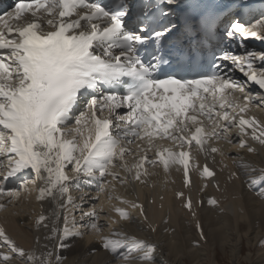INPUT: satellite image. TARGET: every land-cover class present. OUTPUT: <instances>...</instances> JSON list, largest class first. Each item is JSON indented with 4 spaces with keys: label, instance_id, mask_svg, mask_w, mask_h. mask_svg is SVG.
<instances>
[{
    "label": "snow or ice",
    "instance_id": "obj_1",
    "mask_svg": "<svg viewBox=\"0 0 264 264\" xmlns=\"http://www.w3.org/2000/svg\"><path fill=\"white\" fill-rule=\"evenodd\" d=\"M139 4L137 16L134 0H16L12 10L0 13V198L11 203L22 194L30 195L39 181L38 199L66 197L60 205L65 208L75 206L68 193L81 183H94L103 193L106 181L125 185L130 176L145 183L149 168L167 172L176 165L182 166L190 184L193 149L222 154L210 142L231 143L228 134L234 128L240 130V148L256 151L245 136L264 146V124L244 115L254 99L245 92L247 84L264 90V53L222 50L217 56L214 52L208 71L193 72L197 53L189 48L186 60L181 52L169 68H162L166 61L159 51L178 30L171 17L181 0H139ZM250 7L249 0H233L228 9L235 8L242 16ZM163 17H168L167 23ZM217 19L212 16L200 23V17H191L189 23L198 34L211 36ZM220 35L264 41V10L248 21L233 16ZM229 64L246 81L234 79L225 70ZM256 96L264 107V93ZM122 108L126 113H118ZM131 145H136L135 151ZM128 157L133 158L131 164ZM201 175L212 178L215 173L205 164ZM10 183L16 186L9 187ZM249 187L264 199V169ZM177 196L192 212L191 198L183 192ZM109 198L144 214L142 205ZM209 203L217 206L215 199ZM4 207L0 204V209ZM115 211L121 220L132 219L123 208ZM82 215L90 218L84 227L102 232L95 211ZM45 219L41 216L38 223ZM64 221L56 245L60 250L69 247L66 242L73 236H83L74 231V219L70 222L65 216ZM197 227L203 239V229ZM0 241L15 254H2L0 264H12L17 257L24 264L37 260L62 264L64 259L57 256L53 262L51 251L44 259L25 253L2 230ZM102 247L120 260L155 264L156 246L142 240L104 237Z\"/></svg>",
    "mask_w": 264,
    "mask_h": 264
},
{
    "label": "bare ground",
    "instance_id": "obj_2",
    "mask_svg": "<svg viewBox=\"0 0 264 264\" xmlns=\"http://www.w3.org/2000/svg\"><path fill=\"white\" fill-rule=\"evenodd\" d=\"M244 50L264 53V41L250 38ZM244 50L238 49V54H244ZM231 72L237 74V80L246 81V77L233 67ZM245 92L254 96L245 118H255L264 124V107L259 106L256 96L264 90L248 83ZM241 95L237 93L238 98ZM251 131L248 129L249 133ZM240 139V130L234 128L228 134L231 143L224 140L210 142L211 146L220 148L222 154H210L194 148L190 161V184H186L182 166H171L167 172L162 167L149 168L150 174L145 183L133 181L130 176L125 185L118 181H106L103 193L97 191L94 183H81L79 188L73 187L68 193L75 206L61 208L60 205L66 203V197L63 200L58 195L56 199H38L37 189L41 186L38 181L32 186L30 195L22 194L0 209V230L25 253L44 259L51 251L54 253L51 257L53 262L59 256L64 258L62 264H139L137 261L117 259L105 250L102 247L104 237H132L155 245V264H221L217 261L218 255L228 252L234 264H264V249L259 248L264 242V199L249 187V182L259 178L264 169V146L245 136L243 139L256 149L249 152L247 148L238 146ZM164 143L168 145L167 141ZM129 147L136 150V145ZM148 155L154 156L155 153L149 152ZM128 160L130 164L133 162L132 157ZM205 164L215 173L214 177H202ZM241 164L245 167H238ZM116 171L121 176L126 175L119 169ZM180 192L185 198H191L192 212L182 207L184 201L177 196ZM117 196L142 205L144 214L141 215L138 208L109 198ZM213 199L217 201L216 207L209 203ZM7 202L9 198H0V204ZM116 208L128 211L132 219L121 220ZM92 211L97 213V222L104 226L99 234L84 227L90 218L82 214ZM41 216L47 218L42 224L38 223ZM65 216L70 222L74 219V231L83 236H73L66 242L69 247L60 250L56 245L62 234L60 230L65 226ZM198 224L203 229V239ZM69 226H72L71 223ZM54 228L57 231L54 232ZM113 233L119 235L114 236ZM4 253L15 255L9 251L8 245L0 241V256ZM21 260L17 257L12 264H24ZM35 264H39V260Z\"/></svg>",
    "mask_w": 264,
    "mask_h": 264
},
{
    "label": "rangeland",
    "instance_id": "obj_3",
    "mask_svg": "<svg viewBox=\"0 0 264 264\" xmlns=\"http://www.w3.org/2000/svg\"><path fill=\"white\" fill-rule=\"evenodd\" d=\"M9 202H7L6 204H4L5 206L8 204ZM6 209V208H5ZM197 247H199V246H197ZM259 248H263L264 249V242H262L261 243V245H260V247ZM259 248H258V251L257 252H259ZM261 250V249H260ZM228 252V251H227ZM229 253V252H228ZM228 253H224V254H222V253H220L219 255H218V259H217V261H219V263H221V264H234L232 261H231V259H230V257H229V254ZM155 255L156 254H154V259L156 258L155 257ZM224 255V256H223ZM226 256V257H225ZM228 257V258H227ZM23 263H24V260H21ZM207 264H210V263H207Z\"/></svg>",
    "mask_w": 264,
    "mask_h": 264
}]
</instances>
